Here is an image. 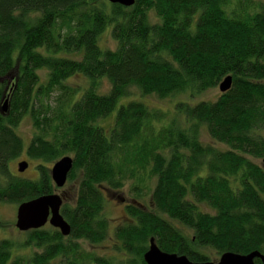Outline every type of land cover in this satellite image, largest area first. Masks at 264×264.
I'll return each instance as SVG.
<instances>
[{
	"label": "trees",
	"instance_id": "trees-1",
	"mask_svg": "<svg viewBox=\"0 0 264 264\" xmlns=\"http://www.w3.org/2000/svg\"><path fill=\"white\" fill-rule=\"evenodd\" d=\"M109 25L115 48L99 43ZM76 74L89 85L70 84ZM229 74L232 87L217 99L179 101L183 120L159 126L165 111L130 98L101 123L133 87L166 98L216 88ZM102 77L107 93L97 87ZM25 115L36 129L27 146L16 130ZM203 126L227 148L205 143ZM24 150L43 161L36 179L10 170ZM69 154L68 179L79 181L75 203L62 207L71 234L30 230L29 256L3 239L0 264H147L151 238L193 261L212 250L264 255V164L254 160L264 158V0H0V202L54 192L48 163ZM128 181L137 196L149 191L152 205L127 206L130 219L114 231L120 256L82 253L70 239L105 240V192Z\"/></svg>",
	"mask_w": 264,
	"mask_h": 264
},
{
	"label": "rangeland",
	"instance_id": "rangeland-1",
	"mask_svg": "<svg viewBox=\"0 0 264 264\" xmlns=\"http://www.w3.org/2000/svg\"><path fill=\"white\" fill-rule=\"evenodd\" d=\"M151 18L153 21L156 20L155 15L152 14ZM112 25L107 26L104 33L101 35L100 45L110 48L116 47V42L112 38ZM111 33V34H110ZM42 79L46 78L47 69L40 70ZM97 87L101 93H107L111 88V83L107 77L98 78L97 80ZM70 84L74 86H82L86 87L89 85V79L82 75L76 74L68 79ZM221 91L219 86L216 88H209L207 90H203L201 92H197L192 94L190 91L189 93H178L166 98H159L156 95H144L137 87H133L131 89V95L123 98L113 112L111 117L106 120H102L101 123L108 125L109 123L113 122V117H115L116 111L123 103V100L126 101L128 99H139L151 106L152 108L163 110L167 113V117L162 120V122H157L159 126L163 124H169L172 119H185L183 114L177 112L176 104L179 101H189L191 103H197L201 100H215L220 95ZM18 134L23 138L25 145L27 146L31 139L33 138L36 129L33 126L32 119L29 115H25L19 125L16 127ZM201 139L205 143H210L215 145L218 148L226 149L227 145L223 143H218L214 140L210 134L208 133L207 129L203 126L201 128ZM71 155V154H69ZM21 160H28L29 167L25 172H20L18 170V163ZM256 162L260 164H264V158H255ZM43 162L42 160H36L30 158L26 150H24L21 155L10 162V170L13 174L19 175L29 179H36L39 176V172L37 169V165ZM53 162H49L48 166L51 168L53 166ZM264 166V165H263ZM132 183L128 181L124 188L121 190H106L105 194L107 197L106 207L104 209V214L110 221L109 233L110 235L99 243H91L85 239H70L72 242H76L80 244L81 252L86 255L98 254V255H105L108 257L116 258L119 255L116 245H118L117 240L115 239V227L127 222L130 219V215L127 211V206L131 203H136V201H140L145 204L147 207H151V193L149 191H145L143 196H137V194L131 189ZM79 181L69 180L65 184L64 187L56 189V193L62 194L64 196L65 202L73 205L76 201L77 196V189H78ZM18 203H10V202H0V220H2L3 224L0 226V240L2 239H10L13 240L18 244L16 250L14 251L15 255H24L29 256L31 255L35 248L32 246L23 247L22 243L27 239L29 231H22L16 227V220H17V209ZM42 228L51 229L54 228L49 222ZM67 240V237L65 239ZM21 245V246H20ZM210 260L218 261L220 255H217L215 251H210ZM63 258L57 257L51 261L50 264H60Z\"/></svg>",
	"mask_w": 264,
	"mask_h": 264
},
{
	"label": "water",
	"instance_id": "water-1",
	"mask_svg": "<svg viewBox=\"0 0 264 264\" xmlns=\"http://www.w3.org/2000/svg\"><path fill=\"white\" fill-rule=\"evenodd\" d=\"M109 1L124 6H132L136 0ZM9 77L11 80L15 78L14 75ZM232 84L233 75L229 74L220 82L219 89L221 92H226L232 87ZM9 97L10 95L6 93L2 100L1 111L6 114L9 109ZM73 165L74 157L71 155H64L53 163L50 171L53 182L57 187H63L66 184ZM28 167V160H21L18 163L20 172H25ZM63 201L60 194L48 193L20 203L17 209L16 227L22 231H27L42 228L49 222L52 226L58 228L64 236L70 235L72 227L61 211ZM257 258H261L264 263V255L259 250L249 253L226 251L220 255L218 261H193L186 254L162 250L154 238H151L149 249L144 254V260L147 264H258L256 262Z\"/></svg>",
	"mask_w": 264,
	"mask_h": 264
},
{
	"label": "flooded vegetation",
	"instance_id": "flooded-vegetation-1",
	"mask_svg": "<svg viewBox=\"0 0 264 264\" xmlns=\"http://www.w3.org/2000/svg\"><path fill=\"white\" fill-rule=\"evenodd\" d=\"M51 169V168H50ZM50 173H51V171H50ZM19 176V175H18ZM22 177V176H21ZM52 177V176H51ZM67 183V182H66ZM55 184V183H54ZM65 186V185H64ZM63 186V187H64ZM58 188H61V187H57L56 185H55V189H54V192H52V193H56L55 191H56V189H58ZM59 194V193H58ZM62 197H63V205L66 203L65 202V199H64V196L62 195V194H60ZM63 205H62V207H63ZM61 211H62V208H61ZM3 224V222H2V220H1V224H0V226ZM16 225V224H15ZM45 226V225H44ZM43 226V227H44ZM54 227V226H53ZM54 228H56V227H54ZM56 229H58V228H56ZM32 230V229H31ZM59 230V229H58ZM27 231H29V230H27ZM60 231V230H59ZM3 240V239H2ZM1 241V240H0Z\"/></svg>",
	"mask_w": 264,
	"mask_h": 264
}]
</instances>
